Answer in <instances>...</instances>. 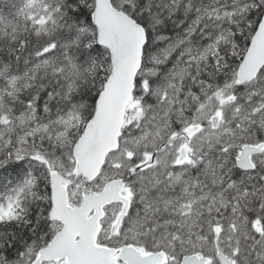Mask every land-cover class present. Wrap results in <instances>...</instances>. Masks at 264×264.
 <instances>
[{
    "label": "snow or ice",
    "instance_id": "6c2138e0",
    "mask_svg": "<svg viewBox=\"0 0 264 264\" xmlns=\"http://www.w3.org/2000/svg\"><path fill=\"white\" fill-rule=\"evenodd\" d=\"M0 264H264V0H0Z\"/></svg>",
    "mask_w": 264,
    "mask_h": 264
}]
</instances>
